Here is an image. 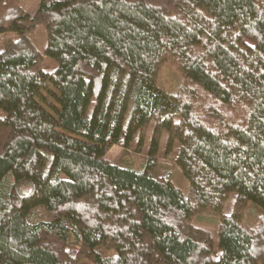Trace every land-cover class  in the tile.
<instances>
[{"label":"trees","instance_id":"16d2710c","mask_svg":"<svg viewBox=\"0 0 264 264\" xmlns=\"http://www.w3.org/2000/svg\"><path fill=\"white\" fill-rule=\"evenodd\" d=\"M22 1L0 0V264H264V0ZM149 127L140 168L107 158ZM164 132L189 194L154 172Z\"/></svg>","mask_w":264,"mask_h":264},{"label":"rangeland","instance_id":"374dc122","mask_svg":"<svg viewBox=\"0 0 264 264\" xmlns=\"http://www.w3.org/2000/svg\"><path fill=\"white\" fill-rule=\"evenodd\" d=\"M39 0H23V6L30 11V13H34L38 8ZM16 35L14 33H5L0 39V49L3 48L4 42L9 38H15ZM32 38L37 44L38 48L44 54V62L43 68L46 71H52L56 67L55 60L45 54V49L47 46V32L46 28L42 25L38 26L36 31L32 34ZM175 75H174V68L170 65H166L162 68L160 73V82L166 89H172L175 83ZM57 89L50 85V90L43 91L42 96L37 98L38 109L37 111L43 119L50 122L48 120V115L51 117H57V108L60 107L56 95H58ZM41 110V111H40ZM41 112V113H40ZM152 127H149L147 130V144L143 148L141 152H136L134 149L124 150L120 145H113L107 153V158L119 164H132L136 168H140L144 161V158L147 154L149 138L151 137ZM166 133L164 132L162 137L161 148L159 152V164L154 171L155 174H161L164 172H168L171 175V180L175 186H177L184 194H189L190 192V181L183 173L182 169L176 163V156L178 148L175 145L174 148L170 152H166ZM237 197L236 193H232V195L228 198L226 205L224 207L225 213H230L233 209V205L235 199ZM39 210H43L42 207H38ZM217 215L209 212L202 213L200 215H196L194 218V223L197 226L203 227L210 231V233L214 236L217 240V231L218 226L215 222L214 218ZM46 218L47 215H46ZM244 222L248 225H254L257 221V214L256 212L253 213H246L243 218Z\"/></svg>","mask_w":264,"mask_h":264}]
</instances>
